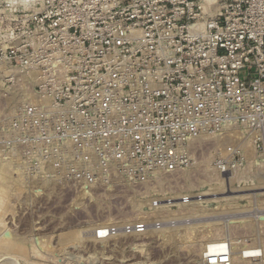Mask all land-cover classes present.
<instances>
[{
	"label": "rangeland",
	"instance_id": "374dc122",
	"mask_svg": "<svg viewBox=\"0 0 264 264\" xmlns=\"http://www.w3.org/2000/svg\"><path fill=\"white\" fill-rule=\"evenodd\" d=\"M88 23L48 15L41 0H0V264H206L212 240L231 264H264V139L214 134L233 105L186 116L209 128L151 127L143 82L97 80L107 53ZM252 248L260 256L245 258Z\"/></svg>",
	"mask_w": 264,
	"mask_h": 264
},
{
	"label": "built area",
	"instance_id": "2783aa9c",
	"mask_svg": "<svg viewBox=\"0 0 264 264\" xmlns=\"http://www.w3.org/2000/svg\"><path fill=\"white\" fill-rule=\"evenodd\" d=\"M207 1L41 0L48 15L89 20L83 29L100 36V48H95L107 53L97 80L144 83L143 107L151 113V127L174 133L209 128L208 123L188 122L186 116L194 111L205 120L209 104L233 105L238 116L217 122L214 134L244 129L264 139V0H211L206 9ZM196 20L201 25L195 27ZM198 70L217 73L197 84L193 74ZM150 149L149 143L140 146L143 162H150ZM181 165L157 161L168 172ZM225 257L219 264H231L227 248ZM206 264H218L217 258Z\"/></svg>",
	"mask_w": 264,
	"mask_h": 264
},
{
	"label": "bare ground",
	"instance_id": "6f19581e",
	"mask_svg": "<svg viewBox=\"0 0 264 264\" xmlns=\"http://www.w3.org/2000/svg\"><path fill=\"white\" fill-rule=\"evenodd\" d=\"M29 0H23V2L24 3H27ZM211 2V0H209V1H207L206 2V4H205V8L207 9L208 7H209V3ZM199 25H201V23H197L196 24V26L195 27H197V26H199ZM195 27H193V28H195ZM233 136H235L233 139L235 140L236 139V137H237V134H234ZM232 136V137H233ZM231 137V136H230ZM228 139H230V138H226V140H228ZM233 140V141H234ZM240 140V139H239ZM236 141H238V140H236ZM229 143V142H228ZM228 143H226V144H228ZM234 145V144H233ZM227 146V145H226ZM230 146V145H229ZM234 147V146H233ZM248 150V149H247ZM252 149H250L249 150V152L251 151ZM248 152V151H247ZM253 152V151H252ZM250 157V156H249ZM1 198V197H0ZM2 200V199H1ZM1 203V202H0ZM2 206V205H1ZM238 212H242V211H238ZM244 212V211H243ZM254 212V211H253ZM235 213H237V212H235ZM209 214V213H208ZM212 214V213H211ZM240 215H241V213H239ZM238 214V215H239ZM243 214V213H242ZM245 214H247V213H245ZM220 215V214H219ZM222 215V214H221ZM236 215V214H235ZM239 215V216H240ZM264 215V214H263ZM198 217H200L201 215H197ZM215 216V215H214ZM217 216V215H216ZM237 216V215H236ZM235 216V217H236ZM254 216V215H253ZM257 216V215H256ZM255 216V217H256ZM218 217V216H217ZM216 217V218H217ZM238 217V216H237ZM262 217V216H261ZM196 218V217H195ZM204 219H211V218H213V214L212 215H204V217H203ZM203 218H200V219H203ZM218 218H220V217H218ZM263 219H264V217H262ZM189 219V218H188ZM214 219V218H213ZM190 220H192V219H190ZM199 220V219H198ZM219 220H221V219H219ZM218 220V221H219ZM230 220V219H229ZM249 220V217L247 218V217H242L241 216V218H237V219H234V220H231L230 222H238V223H240V222H247ZM207 221V220H206ZM216 223H218L219 224V222H214L213 224H215L216 225ZM203 224V223H202ZM202 224H200V225H202ZM208 224V223H207ZM209 224H211V223H209ZM217 224V225H218ZM204 225H205V223H204ZM215 225H213V226H215ZM192 226V225H191ZM194 226H197V225H194ZM205 227H206V225H205ZM208 227H209V225H208ZM100 230H102V231H105L106 230V228H99ZM99 229H97V230H99ZM160 230V229H159ZM155 231V230H154ZM113 234V233H112ZM95 238H98V234L96 233V235H95ZM4 242L5 243H8L9 241H8V239H4ZM234 245V244H233ZM226 248H227V246H226V244L222 241V240H212V241H209L207 244H206V247H205V252H204V255H203V257L205 256V258L208 260V258H210V257H216L217 258V262L218 263H220V259L221 258H223V260H224V258H226L225 257V255H226ZM12 249H18V251L19 252H22V250H20L19 248H16V247H14V248H12ZM243 252V251H242ZM231 252H230V249L228 248V255L230 254ZM244 257L245 258H248V257H254V258H256V257H259L260 255V251L258 250V249H254V248H252V249H245L244 250ZM242 253V254H243ZM242 256V255H241ZM230 257H232V256H230Z\"/></svg>",
	"mask_w": 264,
	"mask_h": 264
}]
</instances>
